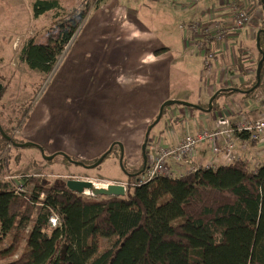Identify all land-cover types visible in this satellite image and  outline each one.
Returning <instances> with one entry per match:
<instances>
[{"label": "crops", "instance_id": "0c3cea01", "mask_svg": "<svg viewBox=\"0 0 264 264\" xmlns=\"http://www.w3.org/2000/svg\"><path fill=\"white\" fill-rule=\"evenodd\" d=\"M124 1L104 0L98 8L88 10L52 72L49 100L34 104L27 124H23L25 140L39 142L42 151L46 147L49 152L60 150L80 161H92L109 147L112 152L120 145L121 161L133 171L142 166L144 133L165 100H183L200 107L177 103L166 106L162 117L167 118L170 127L152 134L156 142L165 145H174L199 129L216 128L218 116L226 121L223 127L231 130L232 118L246 115L253 119L264 114V67L258 87L246 93L255 77L249 45L251 40L255 42L264 15L258 0H225L242 4L251 12V20L221 42L208 40L216 52L210 69L203 64L204 51L194 45L198 37L182 32L179 25L197 20L230 22L228 11L219 19L214 17L222 8L218 7L222 0H201L195 5L188 0H136V4L126 0L128 5ZM134 5L149 10L155 23L140 22L134 15ZM216 7L215 12L211 10ZM168 24L170 35L165 32ZM223 88L233 91L217 95L213 110H204L202 106ZM232 135L233 158L224 151L214 153L212 145L205 142L196 147V161L211 160L217 166L234 160H243L251 168L264 165L260 146L248 142L247 134L234 128ZM217 142L223 147L222 136ZM171 167L177 172L185 169L174 161ZM125 178L126 173L119 182Z\"/></svg>", "mask_w": 264, "mask_h": 264}, {"label": "trees", "instance_id": "16d2710c", "mask_svg": "<svg viewBox=\"0 0 264 264\" xmlns=\"http://www.w3.org/2000/svg\"><path fill=\"white\" fill-rule=\"evenodd\" d=\"M81 1V7L65 11L60 0H34V18L52 13L55 20L45 42L37 43L34 37L23 40L20 62L50 72L90 4L95 9L103 2ZM257 31L259 61L264 53V16ZM255 83L256 77L247 94L258 87ZM232 91L223 88L217 95ZM2 130L3 142H10L3 135L22 142ZM144 159L145 150L142 166L133 171L121 162L127 174L124 196L97 198L76 194L62 181L46 183L42 178L29 192L16 193L13 181L3 178L7 159L0 158V244L6 242L0 249V264H264V165L251 168L234 160L134 185L132 179L142 171ZM96 160L67 156L69 162L86 165ZM52 213L58 216L57 227L49 224ZM102 239L107 244L100 249Z\"/></svg>", "mask_w": 264, "mask_h": 264}, {"label": "rangeland", "instance_id": "374dc122", "mask_svg": "<svg viewBox=\"0 0 264 264\" xmlns=\"http://www.w3.org/2000/svg\"><path fill=\"white\" fill-rule=\"evenodd\" d=\"M33 1L34 0H0V83L4 86L3 93L7 95V100L2 101L0 98V125L10 131L13 134L14 139L21 140L22 142H31L40 148L41 144H39V142H35V140L30 139L25 140L23 138V124H27L30 117V110L33 108L34 104L38 103L39 100L42 102H47V100H49L48 98H50L52 94L49 90L53 86V82L50 83L52 78L51 75L65 51H63L58 57L52 70L48 73L31 69L27 65L20 62L18 53L23 40L27 37H34V40L37 43L43 41L45 42L48 29L54 24L55 20L52 13H47L38 18H34L32 16ZM102 1L104 2V0ZM132 1L135 4L137 2L136 0ZM124 2L126 5L130 3L126 2V0ZM60 3L65 11L73 7L79 8L82 5L81 0H60ZM93 5L94 4L91 3L90 8H93ZM220 5L221 6H218L222 7L218 8L220 12H218V10V13L214 14V17L218 16V19L221 14L228 11V9L225 8V0H222ZM132 8L134 10L135 17L138 18L140 22H143L145 25H153L155 23L152 16L149 14V10L141 9L139 5H134ZM215 9L217 10V7L214 9L211 8L212 11ZM261 13L264 14L263 9L261 10ZM172 25L174 29L175 25ZM180 30L183 32L182 28H180ZM174 31L177 32L176 28ZM77 32L78 29L75 33ZM165 32L170 35V24H168V28L165 27ZM68 46L69 45H67L66 48ZM249 46L251 49L249 50V56L254 60L252 64V72L255 73L258 63L257 49L252 40ZM262 65L264 66V61ZM195 69L197 70L198 68ZM47 90L48 93H46ZM156 117L157 115L154 116L153 120H156ZM243 118H246V121H252L255 119L248 118L246 115L240 118H232L230 121L231 129L236 127ZM167 121V118L162 117L158 122L155 121V123L148 126V130L145 131L143 136L145 144L144 150L146 148L149 150V145L155 144L157 139H154V137L156 135L153 137L152 134L161 133L165 130V128L169 129L170 124ZM149 130V136L152 137L146 140V133ZM46 141L47 143H50L51 140L47 139ZM2 145L3 148L1 147ZM35 146L29 145L17 147L10 142L5 143L0 140V158L6 157L8 167V169L4 171L3 178L12 181L11 178L14 177L15 180L21 182L23 184L22 192H29L34 186V181L40 178H42L46 183H55L59 181L64 183L65 180L71 178L83 180L89 179L92 181L108 183L119 182L120 177L125 174L121 166L123 150L120 145L118 148H114L112 152L109 147V149H107L103 154H106V152L109 151L110 153L104 157L99 164L91 168H86L81 164L67 161V155L63 152H59L60 150L49 152L45 143L43 146H45L46 149L42 152ZM44 155L53 157L47 160L44 158ZM126 180L127 179L125 178L123 182ZM90 193H82L81 195L85 197L94 196ZM94 197L102 198L103 196L98 195ZM5 244L6 242L0 244V249L3 248ZM106 244L107 241L105 239L100 240V249Z\"/></svg>", "mask_w": 264, "mask_h": 264}, {"label": "built area", "instance_id": "2783aa9c", "mask_svg": "<svg viewBox=\"0 0 264 264\" xmlns=\"http://www.w3.org/2000/svg\"><path fill=\"white\" fill-rule=\"evenodd\" d=\"M190 5H195L201 0H188ZM226 9L231 14V21L228 23H221L212 21L210 23H203L202 21H191L185 24H180V28L186 32H192L196 35L197 41L194 45L204 51L203 64L206 69H210L214 60L216 59L215 49L211 48L208 43L209 39L214 42L223 41L228 34H235L242 30L251 20L249 11L240 3L226 2ZM243 118L236 127L235 132L247 134L248 142H254L260 146L264 151V114L255 118L252 121H246ZM226 121L221 116L217 118V127L212 130L199 129L194 133L185 135L180 141L174 145H165L161 142L150 144L148 149H145V159L142 171L132 179L134 185L149 182L158 177L175 178L184 174L198 171L200 169L215 168L217 164L211 160L198 163L195 158V150L199 144L210 143L212 151L218 153L224 151L225 154L233 158V150L235 147V136L232 135V129L223 127ZM222 125V126H221ZM221 126V127H220ZM225 126V125H224ZM223 137V147L218 146V138ZM183 164L185 169L182 172H177L171 167V162ZM255 167V166H254ZM14 183L16 193L23 191V184L14 177L11 178ZM104 186L109 183L121 184L127 189V182H102ZM103 186V187H104ZM83 194H87L84 193ZM92 194V193H90ZM51 227L60 225L58 216L52 213L48 219Z\"/></svg>", "mask_w": 264, "mask_h": 264}, {"label": "water", "instance_id": "95a60500", "mask_svg": "<svg viewBox=\"0 0 264 264\" xmlns=\"http://www.w3.org/2000/svg\"><path fill=\"white\" fill-rule=\"evenodd\" d=\"M261 3H262V9L264 11V0H261ZM259 31H257V36H256V47L259 51H262L260 49V45H259ZM263 61H264V53L261 54V58L259 59L258 63H257V68H256V72H255V77H256V83H255V86H257L259 83H260V72H261V68H262V64H263ZM3 89H4V86L2 83H0V98L2 99V101L4 100H7V95L3 93ZM220 90V89H219ZM219 90H217L209 99L208 103H207V108H203L204 110L206 111H210L211 108H212V100L213 98L218 94ZM236 90H239V89H236ZM183 104V105H186V106H191V107H196V108H200L199 106L195 105V104H192L190 102H187V101H183V100H176V99H168L166 101H164L160 107H159V111H158V114H157V117H156V122L160 119L161 115H162V112H163V108L166 106V105H170V104ZM0 133L1 134H4L3 133V130H2V127L0 125ZM5 136V138L12 142V144L14 146H17V147H24V146H29V145H32L34 146L35 144L31 143V142H16L13 140L12 137H9L8 135H3ZM146 137H147V134H146ZM37 146V145H36ZM145 145L143 146V149H144ZM42 152V149L39 148ZM105 154H103L102 156H100L96 162L92 163V164H89V165H86L82 162H79V161H75V163H78V164H81L82 166L86 167V168H91V167H94L96 166L97 164H99L103 158H104ZM53 156H47V155H44V158L49 160L51 159ZM65 186L75 192L76 194H82L84 191L88 190L92 193V195L94 196H98V195H102V196H124L126 194V189L121 185V184H115V183H109L107 184L106 186L104 187H96L94 186V183L92 180H83V179H67L65 180L64 182Z\"/></svg>", "mask_w": 264, "mask_h": 264}, {"label": "bare ground", "instance_id": "6f19581e", "mask_svg": "<svg viewBox=\"0 0 264 264\" xmlns=\"http://www.w3.org/2000/svg\"><path fill=\"white\" fill-rule=\"evenodd\" d=\"M93 183H94V186H96V187H103L104 186V183L99 182V181H93ZM84 193L89 194L90 191L86 190V191H84Z\"/></svg>", "mask_w": 264, "mask_h": 264}, {"label": "clouds", "instance_id": "9594fccd", "mask_svg": "<svg viewBox=\"0 0 264 264\" xmlns=\"http://www.w3.org/2000/svg\"><path fill=\"white\" fill-rule=\"evenodd\" d=\"M142 82H146V81H142Z\"/></svg>", "mask_w": 264, "mask_h": 264}]
</instances>
